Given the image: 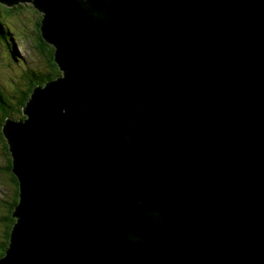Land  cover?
Wrapping results in <instances>:
<instances>
[{
  "label": "water",
  "instance_id": "1",
  "mask_svg": "<svg viewBox=\"0 0 264 264\" xmlns=\"http://www.w3.org/2000/svg\"><path fill=\"white\" fill-rule=\"evenodd\" d=\"M21 1L63 75L3 126L0 264H264V0Z\"/></svg>",
  "mask_w": 264,
  "mask_h": 264
},
{
  "label": "trees",
  "instance_id": "2",
  "mask_svg": "<svg viewBox=\"0 0 264 264\" xmlns=\"http://www.w3.org/2000/svg\"><path fill=\"white\" fill-rule=\"evenodd\" d=\"M19 8H22L21 3H16L14 5H2V3L0 2V38H2L5 42L10 41L11 44L8 45L11 46H13L14 44L13 33L8 28L6 21L7 18L11 15L17 14V10ZM41 20L42 17L35 21L36 24L34 25L35 28L33 30V34L34 36H36V39H34V43L41 54L45 57L46 64H48L47 67L49 69L46 70L43 66H41L37 71H33L30 68H23L27 79L33 85H40L42 82L47 84V82L58 80L63 75V72L59 69L58 65L54 61V47L46 43L41 37ZM15 52L16 50L13 49V56H15ZM13 59L15 60L14 57ZM43 86L44 85H42V87ZM27 92L28 91L26 90H20V93L14 91V99H16L15 102H12L11 97L5 93V96L9 99V101L14 104H9L8 99L6 100L4 96L1 97L0 101V175L3 174L6 177L10 176L11 180L13 181L12 198H8V200L5 201L3 205V199L0 198V222H6L4 235L2 236V240L0 241V259L4 257L6 251L8 250V243L12 233L13 224L17 220V218L13 216V213L15 211L16 204L19 202L18 182L14 175L11 173L12 157L7 145L6 138L3 135V126L6 124V121L8 119L14 122H20L26 118L23 114V108L27 104V101H29L31 95V93L28 94ZM6 206L7 212L5 213L4 209Z\"/></svg>",
  "mask_w": 264,
  "mask_h": 264
},
{
  "label": "rangeland",
  "instance_id": "3",
  "mask_svg": "<svg viewBox=\"0 0 264 264\" xmlns=\"http://www.w3.org/2000/svg\"><path fill=\"white\" fill-rule=\"evenodd\" d=\"M17 3H21L22 8H19L17 14L11 15L6 21L8 28L13 33V46L8 45L11 44L10 41L5 42L0 38V94L4 96L6 100L8 98L5 96V93L8 94L12 102L16 101V99H14L15 89H25V84L27 83H25L26 80L23 78L24 81L20 76L24 72L23 68H30L33 71H37L43 66L46 70L49 69L45 57L35 46L34 39H36V36L33 34L34 25L36 24L35 21L42 17L43 13L29 1ZM13 49L16 50L15 56L12 54ZM21 59H23L24 62H21ZM8 102L9 104H14L10 102L9 99ZM12 183L13 181L10 176L6 177L3 174L0 175V198L3 199L2 205L8 198H12ZM4 212H7V206ZM5 225L6 222H0V241L4 235Z\"/></svg>",
  "mask_w": 264,
  "mask_h": 264
},
{
  "label": "clouds",
  "instance_id": "4",
  "mask_svg": "<svg viewBox=\"0 0 264 264\" xmlns=\"http://www.w3.org/2000/svg\"><path fill=\"white\" fill-rule=\"evenodd\" d=\"M47 43V42H46ZM21 62H24V60L23 59H21ZM59 67V66H58ZM60 69V68H59ZM61 70V69H60ZM62 71V70H61ZM63 72V71H62ZM26 79H27V77H26ZM27 82V83H26ZM25 83L27 84V85H29L30 87V90H29V92H27L28 94H30L31 92H32V89L34 88V86L35 87H39V86H42V85H45V83L44 82H42L40 85H33L28 79H27V81H26ZM22 90H25V89H22ZM15 91L18 93H20V89H15ZM1 97H2V95L0 94V101H1ZM17 221V220H16ZM15 221V222H16ZM9 246V245H8Z\"/></svg>",
  "mask_w": 264,
  "mask_h": 264
},
{
  "label": "flooded vegetation",
  "instance_id": "5",
  "mask_svg": "<svg viewBox=\"0 0 264 264\" xmlns=\"http://www.w3.org/2000/svg\"><path fill=\"white\" fill-rule=\"evenodd\" d=\"M26 90L29 92L30 88H27Z\"/></svg>",
  "mask_w": 264,
  "mask_h": 264
}]
</instances>
